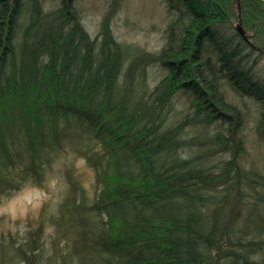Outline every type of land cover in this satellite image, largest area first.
Returning <instances> with one entry per match:
<instances>
[{"label": "trees", "instance_id": "1", "mask_svg": "<svg viewBox=\"0 0 264 264\" xmlns=\"http://www.w3.org/2000/svg\"><path fill=\"white\" fill-rule=\"evenodd\" d=\"M163 3V44L132 57L109 14L92 37L73 0H0V193L40 182L68 132L89 141L75 147L96 193L65 170L57 211L80 254L56 264H264V173L240 160L251 108L264 139V0ZM148 62L165 70L154 84ZM37 247L0 239V264H43Z\"/></svg>", "mask_w": 264, "mask_h": 264}, {"label": "rangeland", "instance_id": "2", "mask_svg": "<svg viewBox=\"0 0 264 264\" xmlns=\"http://www.w3.org/2000/svg\"><path fill=\"white\" fill-rule=\"evenodd\" d=\"M42 3L46 8H53L60 0H42ZM73 6L80 22L92 37L98 34L102 18L109 14L112 34L133 51L130 54L132 57L141 52L155 53L163 44L167 24L163 0H73ZM25 20L23 14L19 15L14 36L16 42L21 39ZM126 63L127 61L125 65ZM255 69L264 73V58ZM144 70L146 79L151 84L165 73L156 62H148L144 65ZM188 102L189 97L178 92L173 98V109L185 112ZM246 106H252L249 100ZM252 110L241 128L244 151L240 160L245 166L257 168L264 173V139L255 131V112L252 114ZM68 135L60 141L61 147L49 156L50 163L46 165V172L40 182H34L30 178L21 180L18 187L12 186L0 193V239L16 243L30 237L37 248H40V260L43 264H56L66 251L74 260L79 256V248L82 246L80 241H75L78 237L74 231L57 230L59 205L70 192V180L64 171L68 170L72 180L82 187L88 202L96 193L94 169L85 155L75 147L89 144V141L75 140L70 132ZM29 234L32 236H28Z\"/></svg>", "mask_w": 264, "mask_h": 264}, {"label": "water", "instance_id": "3", "mask_svg": "<svg viewBox=\"0 0 264 264\" xmlns=\"http://www.w3.org/2000/svg\"><path fill=\"white\" fill-rule=\"evenodd\" d=\"M237 29L242 33V28L237 25Z\"/></svg>", "mask_w": 264, "mask_h": 264}, {"label": "bare ground", "instance_id": "4", "mask_svg": "<svg viewBox=\"0 0 264 264\" xmlns=\"http://www.w3.org/2000/svg\"><path fill=\"white\" fill-rule=\"evenodd\" d=\"M239 26V25H238Z\"/></svg>", "mask_w": 264, "mask_h": 264}]
</instances>
